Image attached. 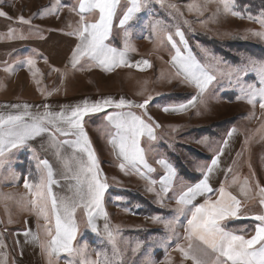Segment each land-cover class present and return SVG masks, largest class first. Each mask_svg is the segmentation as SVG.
<instances>
[{"label":"snow or ice","instance_id":"obj_1","mask_svg":"<svg viewBox=\"0 0 264 264\" xmlns=\"http://www.w3.org/2000/svg\"><path fill=\"white\" fill-rule=\"evenodd\" d=\"M3 0H0L2 3ZM151 0H130V6L123 12L119 21V26L124 29V45L122 49L111 46L108 41L111 38L113 18L116 15L120 0H78L77 4L71 5L70 10L79 16V26L74 29L72 35L76 36L79 44L73 50L70 64L73 70L91 71L93 67H98L102 71L110 72L118 67H132L127 59V52L131 48V29L129 25L133 22L138 13L146 8ZM162 3V0H157ZM224 13L243 19L241 12L234 10V0H220ZM175 8L176 5H169ZM198 5H189V10ZM59 11V0L57 13ZM87 14V15H86ZM94 16L95 21L89 22L88 16ZM0 16H7L0 11ZM252 19V17H249ZM22 24H31L30 20L20 17ZM255 22L264 29V12ZM153 34H157L163 29L160 22L151 25ZM252 35L264 38V31L253 32ZM175 36L179 37V44L184 46L188 52L187 40L179 29ZM23 38V37H22ZM166 39L175 49V54L171 58V63L176 69L175 75L182 77L183 81L189 85H194L197 89L195 97L174 106H165L163 111L180 113L190 106L197 104L205 105V93L209 85L217 79V74L226 75L229 83L235 82L239 87L241 95L237 99H243L253 108L258 106L264 110V59L253 57L243 58L241 64L236 67H229L225 72L220 68L222 61L216 60L215 64L203 65L197 61L190 53L185 55L174 40L172 34H167ZM215 59V58H214ZM81 61L85 63L82 64ZM24 63L31 68L36 61L28 57ZM142 63L150 67L147 60ZM139 68V63L136 65ZM4 71L13 72L10 66H5ZM249 73H255V82H246L243 78ZM151 97L143 103L135 104L123 98L118 101L105 98L94 103L85 101L82 105H77L66 113L61 110L58 113L45 111L43 114L33 115L24 106V111L17 114H0V169L7 165L11 169V158L8 156L13 150L27 149L34 153L29 141L44 134L45 132L59 133L63 136H75V141L69 144L65 140L62 143L69 144L74 152L81 154L77 159L75 155L69 157L76 161L77 170L72 172L71 178L75 180V193L73 197H57L52 191V185L58 184L54 179V172L47 160H40L37 171L40 173L38 183H30L25 179L24 187L33 195L34 199L24 204L29 211H35L38 217L45 221L44 230L48 237L46 242H40L39 237L30 232H24L26 237L31 236L34 242L40 243L42 252L46 255L48 264H58L62 255L69 257L66 264H125L124 250L121 247L124 243L120 238V230L112 228L107 222V212L104 208V196L108 189L106 179L102 177L99 162L91 143L84 130L83 120L85 116L106 112L108 108L121 109L120 112L106 114V119L110 125L109 143L120 160L121 171L131 172L147 180L149 187L147 191H154L157 181L150 179L145 173H152L155 169L149 164L146 158V149L142 142L156 140L155 128L159 127L152 118L148 116L147 105ZM12 107H19L13 105ZM47 109V105H45ZM133 108L143 109L141 114L132 111ZM127 109V111H123ZM65 125L66 127H61ZM51 126V127H49ZM264 130V125L261 126ZM232 131H235L234 129ZM232 131L228 136L232 135ZM226 144L227 141H224ZM248 143L246 138L245 144ZM219 154H222L220 150ZM86 157V160L84 159ZM64 160L63 157H61ZM217 156L211 161V166L206 169L204 178L193 186H189L175 201V217L171 219L159 216L151 217L153 222L163 223L169 232L175 234V227L180 217H185L186 223L183 226V240L187 245L176 243L175 250L181 253L183 261H191V264H264V187L259 188L260 213L245 214L242 210L243 204L236 195L227 190L230 184H222L218 189H213L208 184V174L213 168L218 166ZM164 169V175L160 177V191L157 192L158 202L163 203V195H166L173 187L176 178L175 169L164 158L155 161ZM42 165V167H41ZM64 166L68 171H72L67 160ZM249 167H251L249 165ZM231 173L232 169L228 170ZM237 182L233 178L232 184ZM248 181H244V186L240 188V193L247 198ZM197 196H205L203 203L193 204ZM84 209L86 217V227L93 233L101 236L102 247L96 251V259L92 260L88 255L89 245L87 242L77 241L80 226L75 217L78 209ZM104 219L103 233L97 227L96 220ZM251 219L256 223L252 226L251 233L243 228L229 230L224 223L228 220ZM54 220L53 227H49ZM19 235L20 233H16ZM181 239L177 237V240ZM27 242V241H26ZM140 247L137 242L135 253ZM110 250V251H109ZM145 264H153L150 259L145 260ZM165 264H171L166 258Z\"/></svg>","mask_w":264,"mask_h":264},{"label":"rangeland","instance_id":"obj_2","mask_svg":"<svg viewBox=\"0 0 264 264\" xmlns=\"http://www.w3.org/2000/svg\"><path fill=\"white\" fill-rule=\"evenodd\" d=\"M262 1L246 0V3H243V1L234 0V10L241 12L244 17L241 19L224 13L220 0H162V3L151 0L148 6L142 9L132 22L134 27L131 26V36L135 39L132 41V49L150 52L149 48L158 47L167 50L162 56L159 50L155 51V57L158 59L154 63V69L148 81L149 86H154L153 89L158 90L157 92L165 93L162 96L160 95L155 104L151 106V113L164 132V135L160 138V143L167 149L162 148L160 151L169 157L172 154V157L175 156L178 161L180 160L179 162H182L190 173L195 174L205 171L206 167L209 166V162L215 158L216 153L221 150L222 146L224 148L228 147V138L230 144L233 143V147H236L237 143L238 149L236 148V151L238 152L236 153L238 154L233 166L232 161L230 163V160L227 159L229 155L227 157L226 154L218 161V166H216L229 165L223 175L221 184L216 187H213L211 181H208V184L214 190L222 184H230L231 186L227 190L236 193L240 197L244 205L242 210L248 215L262 211L259 206V188L256 185L259 184L260 187H264V130L261 129V126L264 125V110L259 108L258 102L257 106L253 108L245 100L237 99L241 92L236 83H229L226 75L217 74V79L213 81L212 87L205 94V105L197 104L196 106H190L186 110L187 112H172L167 115L163 111L165 106H170L168 104L172 102H174V105L186 103L196 96L197 90H194L192 85L182 82L179 77L173 76L170 70L168 72L167 64L162 58L168 53L175 54V49L170 46V43L166 47L154 46L158 40L161 41V43L158 42L160 45H164L163 38H166L167 34H172L182 53L185 55L190 53L203 65L215 64L216 60L222 61L220 68L225 72L229 67L239 66L245 57L264 59V53L260 51L261 47H264V38L252 35L253 32L264 31L260 24L255 22L256 18L264 12ZM74 2L77 4L76 1ZM64 3L65 0H59V12ZM66 4L71 3L66 2ZM57 5L58 0H3L0 3V11L12 12V10H15L17 16H22L25 7H28L30 12L34 13L32 17L43 19L48 26H60L59 30L62 32H69L68 29H65L64 22L67 25L72 18H70L68 12L56 17ZM169 5H176V7L171 8ZM189 5H198L199 7H193L189 10ZM249 17H252V19H249ZM157 21L160 22L163 30L154 35L151 25ZM177 29L185 35L188 52H185L184 46L179 44V37L175 36ZM35 32L30 31L31 36L35 35ZM210 41H215L217 45ZM242 43H253L252 49L257 51L258 54L252 56L242 52L239 47L244 48L247 46ZM243 79L246 82H255L256 75L255 73H249ZM105 81H103L102 75L94 73L75 74L61 71L60 74L47 77V87L50 89L51 85L53 88L61 85L67 95L82 92L84 96L87 90H91L90 87L98 91L117 90L118 88L130 90L134 88L127 75L119 74L114 78H105ZM214 126L219 128L223 126V129L212 128ZM205 128H211L214 136L200 135ZM200 129L202 130L199 132ZM233 129L235 131H232ZM230 131H232V135L228 136ZM246 138L248 140L247 144H245ZM224 141L228 143L225 144ZM98 143L101 144V147L104 145L101 141H98ZM224 148H222V153L226 151ZM106 155L108 153H104V157ZM224 158L227 160H224ZM99 160L101 169H103L109 181L118 185L126 184L122 178V175L124 177L125 175L117 166L118 164L114 165L117 169L110 165L107 170L105 159L102 157ZM24 161L25 168L29 169L32 166V170L35 169L30 158L26 156ZM229 169H232L231 173H229ZM107 172L110 173L111 180ZM30 173L28 172L25 175L29 177ZM234 177L237 178V182L232 184ZM246 178L248 184L255 187V189L247 191V198L240 193V188L244 186ZM131 185L140 186L141 183H132ZM189 186L193 185L179 176L175 183V193L170 196L163 195L162 204L158 202L157 192L155 190L149 192L145 187L142 189L144 193L121 188L112 190L114 195L109 197L108 203L112 202L113 204L118 201V208L121 209V212L126 210L128 215L130 213L137 215L135 219H130L123 213L118 212L116 218V224L127 228V233H120V238L124 242L121 247L124 250L125 264H145L146 258L150 259L153 264H165L166 258L171 261V264H191V261H183L181 253L175 250L176 243L183 246L187 245V241L182 239L185 234L182 226L186 223L185 217H180L175 227V234L169 232L163 223L153 222L151 219L154 216L167 219L174 218L176 215L175 209L177 208L175 201ZM253 191L255 193L254 198ZM136 193L142 195L146 202ZM144 194L148 197H145ZM23 208L6 207V212L7 215L12 217L19 212L22 214L24 212ZM24 213H27L26 209ZM15 217L19 218L22 215H16ZM7 222V225L13 228L24 226V222L19 220ZM227 222L226 226L230 228L229 230H232L231 228H243L246 232L250 231L256 223L253 220L242 219L228 220ZM130 229L136 230L131 231ZM135 232L138 235H134L135 238H132L133 235L131 234ZM177 237L181 239L177 240ZM137 242L140 243V247L133 253L132 249L136 248ZM88 245L89 258L95 260L97 258L95 253L102 245L100 242L95 241L93 237L88 239Z\"/></svg>","mask_w":264,"mask_h":264},{"label":"crops","instance_id":"obj_3","mask_svg":"<svg viewBox=\"0 0 264 264\" xmlns=\"http://www.w3.org/2000/svg\"><path fill=\"white\" fill-rule=\"evenodd\" d=\"M74 1L78 2V0H65V3L61 6V11H58L57 13L56 9L55 15L56 17H59L60 14L62 15L63 13L65 14L66 12H68L72 20L67 25L64 22V26L65 29L69 30V32H62L59 30L60 26H48L43 19L32 17L34 13H31L28 7H25L22 16H17L18 14L15 12V10H12V12L4 11L7 16H0V114H17L24 111L25 105L28 106L27 110L33 115L43 114L46 110L53 113H58L63 110L68 113L72 108L77 105H82L85 101L94 103L105 98H110L116 101L123 98L125 100L132 101L135 104H139L143 103L146 99H149V97H151L149 104L147 105V113L148 116L152 118V121L158 124L159 127L155 128V134L157 137L155 141L142 142V146L148 149V151L146 152V158L149 164L155 169L154 172H146L145 174L150 179L157 181V183L154 185V190L156 192H159L161 188L159 179L164 175V169L155 161L159 158L166 159L176 172V178L173 182V187L166 194L170 196L175 193V183L178 180L179 175L177 173L174 160L167 154H164L160 151L162 148H165L160 143V138L162 137V135H164V132L160 124L155 120V117L151 113V106L155 104L160 95L162 96L165 93L157 92L158 90L153 89L155 87L152 85L149 86L148 83L149 77L154 69V63H156L155 61L156 59H158L157 57H155V51L159 50L161 56L167 51L166 49H160L156 46L159 45L166 47L167 45H169V43L166 38H163L164 45H160L161 41L158 40V42L160 43L156 41L157 43L154 46L156 48H149L152 52L135 49L129 50L127 52V59L133 65L132 67H118L110 72L102 71L98 67H93L91 71L73 70L70 64V60L73 50L79 44L78 38L72 35L74 29L79 26V16L76 14V12L70 10V6L75 5ZM66 2H69L71 4H66ZM129 6L130 0H120L116 15L113 18L112 34L108 43L118 49H122L124 45V29L119 26V21L122 17L123 12L126 11V8ZM20 17H23L25 20H30L31 24L28 25L20 23ZM87 18L89 22H94L96 17L89 15ZM131 26L132 28L134 27L132 22L129 25L130 29L132 30ZM30 31H36V34L32 35V37ZM130 39L132 45V41L135 39H133L132 36ZM137 42H139V40H137ZM172 56L173 54L168 53L164 58H162V60L166 62L168 72L170 70L172 75L176 77V69L171 63ZM28 57H32L36 61L35 65L31 68H29V66L24 63V61H26ZM144 60H147L151 66H145L142 63V61ZM81 63L84 64L85 62L81 61ZM138 63L139 68L136 67ZM6 65L12 67L14 71H4L3 69ZM61 71L71 72L75 74L94 73L102 75L104 82H106L105 78H114L119 74L127 75L130 78L129 82H132V86L134 88L130 90L126 88H118L117 90L110 89L98 91L90 87L91 90H87L85 96L82 92L67 95L66 93H64L63 87H61V85L59 87L54 86L53 88V86L50 84V89L47 87V77L60 74ZM179 79H181L183 82L182 77H179ZM192 86L194 87V85ZM211 87L212 84L209 85L208 90ZM194 90L197 89L194 87ZM173 103L174 102L169 103L168 105L174 106ZM13 105H17L19 107H12ZM45 105H47V109L45 108ZM120 111L122 110L113 107L108 108L106 112L90 114L84 117L83 125L87 137L90 140L91 147L94 150L96 158L99 162L101 175L106 179V182L108 184V189L104 196V208L107 212V222L112 228H118L120 230V233H127V228H124L120 224H116L118 212L123 213L130 219H135L137 215H134L132 213L128 215L126 214V210L121 212V209L119 210L118 208V201L113 204L112 202H110V205L108 203V199L109 197L114 195L112 193V190L114 188H121L126 190H136L139 193H144L142 189L144 187L145 189L148 188L149 184L147 180L140 178L139 175L133 174L131 172H128L126 174L123 171L121 172L124 173L125 177L122 175V178L127 185L114 184L113 182L108 180L107 175L104 173L103 169H101L99 158L102 157L106 161L105 167H107V170L110 165L116 168L114 165H119L120 163V160H118L112 145L109 143L110 125L106 119V114ZM123 111H127V109H124ZM132 111L139 115L144 110L133 108ZM184 112L187 111L185 110L182 113ZM165 113L169 115L172 112ZM61 127L66 126L61 125ZM75 139V136H63L59 133H55L53 130L52 132H45L44 134L29 141L31 148L34 150V153L28 151L27 149H21L13 150L8 154V156H10L11 158V169H9L7 165L4 169H0V264H48L47 257L42 252L40 243L34 242L31 236L26 237L25 235H23L24 232H30L33 235L38 236L40 242H46L48 240V237L44 230V219L42 217H38L35 211H29L24 207V204L35 198L34 195L24 187V182L27 178L30 183H38L40 180V173L37 171V165L40 160H47L53 169L54 179L58 182V184L52 185L53 193L57 197H73L75 193L76 182L75 180L66 177H71L72 172L77 170L76 161L69 159V157L75 155L77 159H79L81 156L80 153L74 152V149L69 146V144L73 143ZM65 140L69 141V144L62 143ZM98 141H101L104 145H102L101 147V144H99ZM228 142L229 145L227 148H224V146H222V148H224V150L226 151H224L222 154H219L220 151H218V153H216L215 155V158L218 156L219 161L222 157L225 156V154L227 155V157L229 155V158L227 159L230 160V163L232 161L233 166L238 154L236 153L238 152L236 151L238 149V144L236 143V147H233V143L230 144L229 138ZM104 153H108V155L104 157ZM26 156L30 158V161L34 164V170H32V166L29 169L25 168L24 158ZM61 157H63L64 160H67V163L72 171H68L65 168L64 160H62ZM84 159L86 160V157H84ZM227 159L224 158V160ZM211 161L209 162V166H211ZM209 166H207L206 169ZM228 166L223 165L214 167L213 171L208 174V181L212 182L213 187L221 184V181H223V175L226 172ZM206 169L202 172L204 176L206 174ZM28 172H31L29 177L25 175ZM107 174L109 175V179L111 180L110 173L107 172ZM132 183H141V185L134 186L131 185ZM251 186L252 185L248 184V192L251 189H255V187ZM232 194L236 195L237 198L240 199V197L236 193L232 192ZM254 194L255 193L253 191V198ZM161 195L163 196V194ZM144 196L148 197L145 194ZM204 200L205 196H197L192 203L195 205H199L203 203ZM6 207H13L14 209H16L17 207H24L22 210L25 212L26 209L27 213L22 212V214H20L19 212L18 214H16L19 216L22 215V217L19 218H16V215L10 217L9 215H7ZM75 219L80 226L77 241L88 243V239H92V237L97 242L101 241V236H98L86 227V217L84 215L83 208L77 210ZM17 220L23 221L24 226L20 228H13L7 225V221ZM226 222L227 221H225L224 223L226 224ZM96 224L100 229V232L103 233L105 220L102 218L97 219ZM49 227H53L54 230V220L52 224L49 225ZM231 229L236 230L238 228ZM130 230L135 231L136 229ZM248 232L251 233V230ZM16 233L20 234L17 235ZM135 233L131 234L133 235L132 238H135L134 235H138L137 233ZM69 259V257L62 255L58 264H66L67 260Z\"/></svg>","mask_w":264,"mask_h":264},{"label":"trees","instance_id":"obj_4","mask_svg":"<svg viewBox=\"0 0 264 264\" xmlns=\"http://www.w3.org/2000/svg\"><path fill=\"white\" fill-rule=\"evenodd\" d=\"M240 2H242L243 1V3H246V0H239ZM263 3H264V0L262 1ZM207 41H209L208 39H207ZM211 43H213V44H215V45H217L216 44V42L215 41H210ZM242 44H244V45H247L246 47H239L240 49H241V51L242 52H246V53H248V54H251L252 56H256L258 53H256L257 51H254L252 48H253V43H242ZM253 44V45H252ZM255 46H257V45H255ZM215 47V46H214ZM262 49H260V51L261 52H263L264 53V47H261ZM212 128H219V127H212ZM220 130H222L223 129V126H221L220 128H219ZM202 129H200L199 130V132L201 131ZM214 133H213V131H211V128H205V129H203L202 131H201V133H200V135H209V136H214L213 135ZM166 148V147H165ZM174 156V155H173ZM171 158L174 160V162H175V165H176V170H177V173H178V175L180 176V177H182L184 180H186V181H189V183L190 184H192V185H194V184H196V183H198L199 181H201L202 180V178H203V176H204V174L203 173H199V172H197V173H195V174H192V173H190L185 167H184V165L182 164V162H179L178 161V159L174 156V158L172 157V154H171ZM176 158V159H175ZM136 195L137 196H139V197H141L142 198V200L144 201V202H146V200H145V198L142 196V195H140L139 193H136ZM144 198V199H143Z\"/></svg>","mask_w":264,"mask_h":264}]
</instances>
